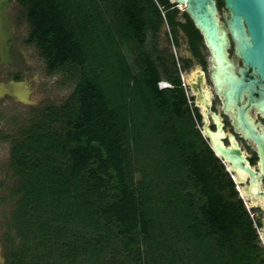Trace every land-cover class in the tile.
Segmentation results:
<instances>
[{"label":"trees","instance_id":"trees-1","mask_svg":"<svg viewBox=\"0 0 264 264\" xmlns=\"http://www.w3.org/2000/svg\"><path fill=\"white\" fill-rule=\"evenodd\" d=\"M18 1L27 42L74 86L12 140L3 264H264L181 85L180 71L205 66L188 13L168 0ZM164 23L192 57L159 47Z\"/></svg>","mask_w":264,"mask_h":264},{"label":"water","instance_id":"water-1","mask_svg":"<svg viewBox=\"0 0 264 264\" xmlns=\"http://www.w3.org/2000/svg\"><path fill=\"white\" fill-rule=\"evenodd\" d=\"M173 1L184 5V10L189 13L204 42L211 48L215 61L213 76L216 91L223 90L224 104L226 110L231 112L233 124L235 122L236 127L256 144L264 172V131L257 129L248 112L249 108L255 105L264 113V0H222L227 12L224 18L226 27L217 22L214 0ZM227 31L234 42L236 55L244 67L255 72L256 76L253 78L246 79L244 67L239 68L240 75L234 73L235 64L230 63ZM193 75L194 79L190 81L189 86L197 105L201 108L203 122L199 129L202 136L237 184L239 196L243 200L244 197L255 196L262 175L250 165L234 135L224 130L221 116L210 109V92L204 87V71L196 68ZM244 96L247 99L243 104ZM234 105L237 113L233 110ZM208 115L213 119L214 130L209 126ZM224 139H228L229 144L226 145ZM247 176L249 184L239 187L241 183L246 182Z\"/></svg>","mask_w":264,"mask_h":264},{"label":"rangeland","instance_id":"rangeland-1","mask_svg":"<svg viewBox=\"0 0 264 264\" xmlns=\"http://www.w3.org/2000/svg\"><path fill=\"white\" fill-rule=\"evenodd\" d=\"M171 2L170 0H168ZM178 11L182 12L184 7L178 6ZM25 10V9H24ZM24 10L16 3H11L10 13L12 15V31L14 35L8 32V38L3 41L2 50L7 53L2 56L4 60H12V68L0 78V264L4 262V244L2 238L6 232L7 226L10 222V214L13 209L14 198L11 195V186L15 183L11 170L9 168V155L12 140L18 137L19 132L26 128L33 120L35 112L42 106L59 105L70 94L73 89L74 81L70 79V74L65 72H55L49 74L46 69V63L43 57L39 54V51L33 46H25L23 38L28 33L29 26L25 23L19 28L14 26L15 16H22L25 18ZM226 11L222 9L216 13L217 22L226 27ZM22 14V15H21ZM16 31H15V30ZM169 31L168 27L164 23L157 35V42L159 47H169L175 58L180 60L181 57H188L186 39L182 33L178 34V47L171 44V39L167 41L166 33ZM227 42H230V63L235 64L234 73H238L241 65L240 58L236 55L234 43L230 38L227 31ZM201 53L205 59V66L193 63V65L186 71H181V81L187 85L193 80V70L196 68H202L206 74L205 86L211 92V99L213 100L214 108L219 112L225 122V129L227 132H236L238 138H240V145L247 153H250V149L253 148V144L247 139L241 138L240 131L235 128L230 111L226 110L224 104V96L222 90L216 91L215 81L213 79V69L215 68V61L213 59V52L209 45L204 42V46L201 49ZM178 66L180 61H178ZM16 74L17 78L12 80V75ZM18 80L17 82H15ZM159 82H167L161 80ZM168 83V82H167ZM160 84V85H164ZM158 88H161L157 83ZM190 90V87L188 86ZM246 97H243L242 103H244ZM254 123L264 129V113L257 109L255 106H251L249 109ZM241 185V186H240ZM239 187L246 185V183L240 184ZM237 184H235L236 188ZM237 190V188H236ZM244 205L249 216L254 215L257 225L258 243L264 250L262 242L264 236L261 234L262 226H260L256 219V213L253 211L251 203L244 197ZM260 215H264V206H262ZM262 225V224H261Z\"/></svg>","mask_w":264,"mask_h":264},{"label":"flooded vegetation","instance_id":"flooded-vegetation-1","mask_svg":"<svg viewBox=\"0 0 264 264\" xmlns=\"http://www.w3.org/2000/svg\"><path fill=\"white\" fill-rule=\"evenodd\" d=\"M14 2H16L23 10L25 9V7L22 5V4H20L19 3V1L18 0H0V78L1 77H3V73H5V72H7L8 70H9V68H12V63H13V61L12 60H4V58H2V56L4 57V55H6L7 53H5L3 50H2V44H3V41L5 40V42H6V40H7V38H8V32L10 31V33H11V35H14V33H13V31H12V27H11V23H12V15H11V13H10V5H11V3H14ZM171 2H174V1H171ZM214 2H215V6H216V10H217V12L220 10H222V9H224L225 10V8H224V5L222 6V7H219L218 6V3H217V0H214ZM174 3H176V2H174ZM176 6L178 7L179 6V4L178 3H176ZM183 11H185L184 9H183ZM226 11V10H225ZM24 12H25V10H24ZM187 12V11H186ZM188 13V12H187ZM22 15V14H21ZM188 15H189V13H188ZM189 17H190V15H189ZM191 18V17H190ZM191 20H192V18H191ZM192 22H193V20H192ZM25 23H27V25L29 26V24H28V21H27V19H26V16H25V18L24 17H20V16H15V21H14V26H19V28L21 27V26H23ZM193 24H194V22H193ZM195 25V24H194ZM198 29V28H197ZM15 30V29H14ZM16 31V30H15ZM28 32H29V30H28ZM202 35V34H201ZM27 37H28V33L25 35V38H23V42H24V45L25 46H27V47H29V46H33L31 43H29V42H27ZM202 38H203V36H202ZM231 38V37H230ZM186 39V38H185ZM232 40V39H231ZM203 43H204V40H203ZM234 43V42H233ZM187 44V43H186ZM34 47V46H33ZM34 48H36V47H34ZM234 48H235V46H234ZM37 49V48H36ZM202 49V48H201ZM187 51H188V53H189V55H188V57H192L191 56V54H190V52H189V50H188V48H187ZM12 65V66H11ZM241 65H242V67H244V65L242 64V62H241ZM201 67H202V65H200ZM200 67V68H201ZM241 68V67H240ZM245 69H246V71H245V76H246V79L247 78H253L254 76H256V74H255V72L252 70V69H250V68H246V67H244ZM202 69V68H201ZM203 70V69H202ZM204 71V70H203ZM238 75H240V73H239V71H238V73H237ZM193 77H194V75H193ZM15 78H17V76H16V74H13L12 75V80L10 81V82H14V79ZM194 79V78H193ZM204 79H205V82H204V87H206L205 86V83H206V74H205V71H204ZM213 79H214V77H213ZM18 80H16L15 82H17ZM192 81V80H191ZM215 81V80H214ZM190 83V82H189ZM0 84H1V82H0ZM217 85V84H216ZM188 86H189V84H188ZM190 87V86H189ZM207 88V87H206ZM258 88V87H257ZM1 89V88H0ZM208 89V88H207ZM190 90H191V88H190ZM260 90H262V88L260 87ZM208 91L210 92V90L208 89ZM191 92H192V90H191ZM259 94H256V96H258ZM192 97H193V100H192V106H195L196 108H197V110H198V112L200 113V115H201V125H202V122H203V118H202V114H201V108L197 105V103H196V100H195V96H194V93L192 92ZM246 97V96H245ZM247 99V98H246ZM246 99H245V101H246ZM210 101H211V106H210V109L213 111V112H215V113H217V114H219L220 116H221V120H222V122H223V128H224V130L226 131V129H225V122H224V119H223V117H222V115L220 114V113H218L216 110H215V108H214V105H213V100L211 99V92H210ZM225 101V100H224ZM245 101H244V103H245ZM243 103V104H244ZM252 106H255V105H252ZM256 107V106H255ZM233 109L235 110V113H237V110H236V106L234 105L233 106ZM250 109V108H249ZM248 112H249V110H248ZM209 116V126H210V128L212 129V130H214L215 129V124H214V122H213V119L211 118V116L210 115H208ZM234 121V120H233ZM253 121V120H252ZM253 123H254V121H253ZM234 124H235V122H234ZM255 124V123H254ZM201 125L200 126H198V128H200L201 127ZM256 125V124H255ZM256 127H257V129L258 130H260V131H264V129H261V128H259L257 125H256ZM235 128L236 129H238L239 131H240V133H241V135H240V137L241 138H244V139H247L249 142H251L252 144H253V148L252 149H250V153H247L244 149H242V147H241V145H240V143H239V141H240V138H238L237 137V135H236V132H227V133H232L233 135H234V137H235V139L237 140V142H238V144H239V146L241 147V149L245 152V154H246V157H247V159H248V161H249V163H250V165L254 168V170L256 171V172H259L261 175H262V177H261V179H260V186H259V190L257 191L258 193L255 195V196H253V197H247V199L249 200V202L251 203V206H252V208H253V211L257 214L256 216V219L258 220V222H259V224H260V226H262V230H261V234L264 236V215L262 216V215H260L258 212H260V210H261V208H262V206H264V172L262 171V165H261V156H260V154H259V152H258V149H257V146H256V144L252 141V140H250L249 138H247L242 132H241V130H240V128H238V127H236V124H235ZM224 143L227 145V144H229V141H228V139H224ZM246 185H248L249 184V177L247 176V178H246ZM236 184V183H235ZM242 184V183H241ZM241 186V185H240ZM238 194H239V192H238ZM240 197V196H239ZM241 198V197H240ZM242 199V198H241ZM243 200V199H242ZM243 203H244V201H243ZM245 206V205H244ZM254 215H251L250 216V218H251V220H252V222H253V227L255 228V231H256V234H258L257 233V225L255 224V222H256V220L254 219V217H253ZM257 223V222H256ZM262 224V225H261ZM262 241V240H264V239H259V241ZM257 243H258V236H257ZM262 244L264 245V242H262ZM258 245H259V243H258ZM260 246V245H259ZM261 247V246H260ZM262 248V247H261ZM263 249V248H262ZM263 253H264V250H263Z\"/></svg>","mask_w":264,"mask_h":264},{"label":"built area","instance_id":"built-area-1","mask_svg":"<svg viewBox=\"0 0 264 264\" xmlns=\"http://www.w3.org/2000/svg\"><path fill=\"white\" fill-rule=\"evenodd\" d=\"M180 74H182L181 71H180ZM181 85L184 88V91H185V94H186V97H187L188 104L192 107V100L190 99V97L192 96V92H191V90L188 89V85L186 83H184V80L183 79H182Z\"/></svg>","mask_w":264,"mask_h":264},{"label":"clouds","instance_id":"clouds-1","mask_svg":"<svg viewBox=\"0 0 264 264\" xmlns=\"http://www.w3.org/2000/svg\"><path fill=\"white\" fill-rule=\"evenodd\" d=\"M163 83H165V84H164V85H160V84H163ZM158 84H159V86H160L161 88L170 87V83H167V82H158Z\"/></svg>","mask_w":264,"mask_h":264},{"label":"bare ground","instance_id":"bare-ground-1","mask_svg":"<svg viewBox=\"0 0 264 264\" xmlns=\"http://www.w3.org/2000/svg\"><path fill=\"white\" fill-rule=\"evenodd\" d=\"M180 5V4H179ZM182 5V4H181ZM184 6V5H183ZM210 43V42H209ZM211 44V43H210ZM211 47H212V45H211ZM213 48V47H212ZM213 59H214V55H213ZM222 90V89H221ZM222 92H223V90H222ZM234 110V109H233Z\"/></svg>","mask_w":264,"mask_h":264}]
</instances>
